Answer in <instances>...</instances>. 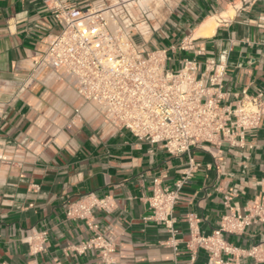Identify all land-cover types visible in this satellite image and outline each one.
Masks as SVG:
<instances>
[{
	"label": "crops",
	"instance_id": "crops-1",
	"mask_svg": "<svg viewBox=\"0 0 264 264\" xmlns=\"http://www.w3.org/2000/svg\"><path fill=\"white\" fill-rule=\"evenodd\" d=\"M70 1L85 7L100 0ZM137 4L146 8L148 30L135 38L148 49L166 48L168 66L214 58L226 64L224 90H264V0L130 2ZM60 30L42 0H0V264H100L97 249L80 247L95 232L112 239L113 264H208L204 249L187 246L190 224L210 234L227 205L243 212L264 194V115L245 131L242 145L191 149L197 165L178 192L172 236L146 218L148 201L154 178L173 188L190 168L187 154H170L104 121L99 106L59 72L35 65ZM84 195L111 203L91 209L95 228L66 215V206ZM43 231L45 240L33 251ZM223 238L236 247L233 255L222 254L229 264H264L248 255L252 246L264 248V222Z\"/></svg>",
	"mask_w": 264,
	"mask_h": 264
},
{
	"label": "built area",
	"instance_id": "built-area-1",
	"mask_svg": "<svg viewBox=\"0 0 264 264\" xmlns=\"http://www.w3.org/2000/svg\"><path fill=\"white\" fill-rule=\"evenodd\" d=\"M42 1L61 30L49 36L46 50L34 58V64L59 72V78L83 100L99 106L104 121L170 154H187L190 168L173 188L160 187L154 178L148 201L151 212L146 218L162 224L173 236L171 214L178 192L197 165L191 149L242 145L245 131L257 128L264 115V90H224L226 64L214 58L203 62L182 58L177 71L170 68L166 48L148 49L136 40V35L143 39L148 30V17L145 6L130 5L132 0H100L85 7L70 0ZM132 8H138L137 16ZM126 19L130 21L125 23ZM78 114L79 108L74 109V115ZM0 158L5 157L0 154ZM86 198L69 203L65 212L95 228L91 209H107L111 203L106 197ZM227 207L210 234H200L190 224L187 246L192 251L204 249L208 264H229L230 258L222 254L233 255L236 247L223 238L224 233L240 234L250 224L264 222V194L251 200L243 212ZM45 235L43 231L34 237L33 251L41 248ZM80 247L81 251L97 249L100 264H113L114 245L109 236L95 232ZM248 255L264 259V248L252 246Z\"/></svg>",
	"mask_w": 264,
	"mask_h": 264
},
{
	"label": "rangeland",
	"instance_id": "rangeland-1",
	"mask_svg": "<svg viewBox=\"0 0 264 264\" xmlns=\"http://www.w3.org/2000/svg\"><path fill=\"white\" fill-rule=\"evenodd\" d=\"M169 67L172 68L175 71L178 70V68H177V66L175 64L170 63V66Z\"/></svg>",
	"mask_w": 264,
	"mask_h": 264
},
{
	"label": "bare ground",
	"instance_id": "bare-ground-1",
	"mask_svg": "<svg viewBox=\"0 0 264 264\" xmlns=\"http://www.w3.org/2000/svg\"><path fill=\"white\" fill-rule=\"evenodd\" d=\"M209 30V29H208Z\"/></svg>",
	"mask_w": 264,
	"mask_h": 264
}]
</instances>
